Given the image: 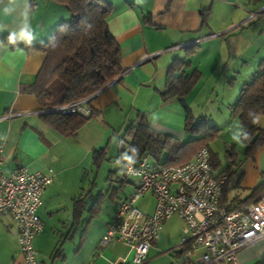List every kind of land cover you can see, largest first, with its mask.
<instances>
[{"label":"crops","instance_id":"1","mask_svg":"<svg viewBox=\"0 0 264 264\" xmlns=\"http://www.w3.org/2000/svg\"><path fill=\"white\" fill-rule=\"evenodd\" d=\"M106 1L112 3L114 9L109 28L122 48L124 73L96 94L92 101L93 118L74 137H64L46 124L36 96L25 90L36 82L47 58L45 53L31 46L45 44L57 27L69 19L68 10L52 0H3L0 4L3 172L10 175L20 168H28L45 174L53 170L55 174L54 183L46 189L39 210L45 224L44 231L35 240L39 252H45V259L39 260L40 264H132L135 255L132 245L105 238L110 220L121 202L135 192L138 181H122L123 185L110 199L100 193L95 201L93 188L92 191L86 188L88 170L92 172L89 176L98 171L94 153L107 148L106 143L113 135H122V128L115 130V121L125 112L130 117L123 124L143 114L153 130L180 141L186 140L184 102L174 99L164 103L160 95L166 88L168 73L175 60H190L193 69L202 73L199 84L185 100L188 107L207 105L215 98V106L221 109L224 104L231 111L244 85L258 73L257 63L263 61L258 58L257 65L250 67L246 57L264 33L262 28L261 35L253 40L244 37L246 32L231 33L264 14V2L173 0L169 7L170 0ZM6 7L12 8L8 14L3 12ZM202 12L207 15L205 23ZM223 14L224 20L217 24L218 15L222 18ZM24 25L33 36L30 42L17 35ZM190 48H194V53L188 59ZM191 72L192 69L187 70V73ZM117 108H121L123 114ZM258 122L264 129V116ZM125 164L121 165L120 171ZM244 169L253 171V176L264 174L261 165ZM94 179L92 187L96 185ZM228 187L229 181L224 189V204L228 208L255 199L250 196L229 206ZM90 196L89 202L94 204L86 203ZM106 200H110L111 209L104 217L103 202ZM145 212L151 213V209L145 207ZM183 227L184 222L177 215L164 222L159 239L150 248L149 264H171L181 260ZM260 243L264 240L256 244ZM58 247L62 257L54 259ZM0 264H25L19 247L18 224L10 213L0 217Z\"/></svg>","mask_w":264,"mask_h":264},{"label":"trees","instance_id":"2","mask_svg":"<svg viewBox=\"0 0 264 264\" xmlns=\"http://www.w3.org/2000/svg\"><path fill=\"white\" fill-rule=\"evenodd\" d=\"M52 1L66 8L70 17L57 27L45 44L31 46L45 53L47 58L36 82L25 90L36 96L41 111H51L89 100L87 106L92 111L89 118L77 113L41 115L46 124L64 137H74L95 114L92 97L123 75V51L109 28L114 12L112 3L106 0ZM172 2L170 0L169 7ZM202 16L205 23L206 13L202 12ZM187 53V58L190 59L194 48H190ZM259 67L260 73L244 85L238 101L232 107V116L240 122L242 133L243 130L248 133L246 138L242 134V141L247 146V154L253 157L264 147V130L258 122L264 116V60ZM191 69L192 72L187 73ZM201 76L198 69H193L190 60L177 59L169 70L166 88L160 93L164 103L174 99L184 102L185 131L193 139L180 141L157 132L151 128L147 116L138 114L137 119L127 126L125 134L120 138V151L126 155L125 163H137L149 158L156 167L182 166L192 161L202 148H208L212 167L215 166L210 142L221 135L222 129L211 125L207 118L196 120L192 110L185 104L186 98L199 84ZM254 119L256 123H253ZM106 155V148L97 150L94 153L95 165L100 167ZM220 177L227 178L226 184L228 183V176ZM263 194L264 182L254 190L251 198L258 199ZM53 257H62L59 247L54 251Z\"/></svg>","mask_w":264,"mask_h":264},{"label":"built area","instance_id":"3","mask_svg":"<svg viewBox=\"0 0 264 264\" xmlns=\"http://www.w3.org/2000/svg\"><path fill=\"white\" fill-rule=\"evenodd\" d=\"M37 8V6H35ZM86 101L55 108L48 113H77L91 117ZM4 144L0 142V217L10 213L19 228V247L25 264H39L34 243L44 231L39 215L49 174L20 168L3 172ZM138 181L135 192L121 202L109 222L106 240L118 239L135 248L132 264H149V251L159 239L164 222L174 215L183 222L181 260L171 264H241L240 253L264 240V194L235 208L224 204L227 178L214 175L211 154L202 148L189 163L156 167L149 158L126 163L120 180ZM151 195V213L145 212Z\"/></svg>","mask_w":264,"mask_h":264},{"label":"rangeland","instance_id":"4","mask_svg":"<svg viewBox=\"0 0 264 264\" xmlns=\"http://www.w3.org/2000/svg\"><path fill=\"white\" fill-rule=\"evenodd\" d=\"M46 2L47 0H42ZM54 2V1H53ZM57 4L56 2H54ZM53 4V3H52ZM61 7L60 4H57ZM58 6V7H59ZM225 15H222V18L218 15L216 20L217 24H221V21L224 20ZM68 19V18H67ZM64 20V19H63ZM261 28L264 30V14L259 15L254 21L250 23H246L244 27H237L231 34L236 35V33L243 32L245 34L244 37H248L249 40H253L256 36L261 35ZM264 32V31H263ZM249 60L250 67H256L258 74L260 73L259 63L256 64V60L258 58H263L264 60V33L259 40L254 45L252 49H250L249 54L246 56ZM215 98L211 100L207 105H198L196 107H189L192 110V113L196 120L201 117H206L211 125H214L220 129H222L221 135L214 138L212 142H210V148L213 151V172L215 176L226 175L229 177V206H233L239 204L241 200H247L250 196H252L254 190L260 186L264 182V174L259 176H253V171H245L244 168L251 170L252 165H261L264 167V147L259 152L261 155L259 160L257 156H249L247 154V146L242 141V127L238 119L232 116V111L228 106L224 104L221 106H215ZM121 106L125 108L122 104ZM119 109L120 113L121 108ZM128 112L121 117L120 120L115 121V130H120L123 136L125 134L126 128L130 123L123 124L124 120L128 119ZM130 117V116H129ZM121 126H125L124 128ZM264 130V129H263ZM239 134L241 136L240 142H236L233 139L234 134ZM113 134V131L111 132ZM121 134V133H118ZM120 137L118 135H113L111 139L106 143L107 146V157L103 160V163L100 167L96 166L98 171L95 172L94 176H89L92 172L88 170V176L86 175L87 189L88 191H92L96 201L99 194L102 193L106 199L111 198V196L115 193V190H119L123 182L120 180V167L124 164V160L126 159V155L121 154L120 151ZM113 138V139H112ZM193 139L192 136H187L186 140L189 141ZM119 169V171H118ZM113 172V173H112ZM94 178H96V185L92 187V181L94 182ZM134 182V181H133ZM91 196L87 198L86 203L94 204L93 201L89 202ZM110 200H106L103 202L104 205V213L102 214L104 217L107 216V212L111 209ZM153 200L147 197L146 208L149 210L152 207ZM36 248V246H35ZM39 255V260H43L44 253L39 252L38 247L36 248ZM47 250V249H46ZM241 264H264V243L254 244L249 248L245 249L240 254ZM247 259V260H246Z\"/></svg>","mask_w":264,"mask_h":264},{"label":"clouds","instance_id":"5","mask_svg":"<svg viewBox=\"0 0 264 264\" xmlns=\"http://www.w3.org/2000/svg\"><path fill=\"white\" fill-rule=\"evenodd\" d=\"M10 2H12V0H10ZM12 11V8L10 7H6L3 9V12L5 14H8ZM17 35L19 36L20 39L26 41V42H30L33 39V36L30 34L29 30H28V26L24 25L19 29V32L17 33ZM9 39L12 40L13 39V35L10 34ZM257 121L254 119L253 123H256ZM248 133L246 130H243V137H247ZM233 139L236 142H240L241 136L237 133L233 135Z\"/></svg>","mask_w":264,"mask_h":264},{"label":"snow or ice","instance_id":"6","mask_svg":"<svg viewBox=\"0 0 264 264\" xmlns=\"http://www.w3.org/2000/svg\"><path fill=\"white\" fill-rule=\"evenodd\" d=\"M3 3V0H0V4H2Z\"/></svg>","mask_w":264,"mask_h":264},{"label":"water","instance_id":"7","mask_svg":"<svg viewBox=\"0 0 264 264\" xmlns=\"http://www.w3.org/2000/svg\"><path fill=\"white\" fill-rule=\"evenodd\" d=\"M95 96H96V95H95ZM95 96H94V97H95ZM94 97H92V98H94Z\"/></svg>","mask_w":264,"mask_h":264}]
</instances>
